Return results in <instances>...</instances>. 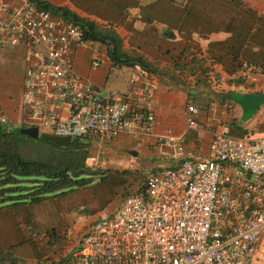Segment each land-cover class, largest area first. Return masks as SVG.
<instances>
[{
	"label": "built area",
	"instance_id": "obj_1",
	"mask_svg": "<svg viewBox=\"0 0 264 264\" xmlns=\"http://www.w3.org/2000/svg\"><path fill=\"white\" fill-rule=\"evenodd\" d=\"M5 49L22 54L25 126L81 140L107 156L123 133L153 136L151 98L159 76L135 65L127 93L97 86L74 66L86 50L89 68L99 69L101 46L73 20L33 0H0ZM195 54L191 49L188 57ZM232 76L246 89L261 85L264 71L241 61ZM206 112V128H213L207 157L192 158L170 129L157 137L154 146L165 162L86 229L70 264H264V137L232 135L229 105H209ZM199 114L186 106L188 130L198 128ZM6 121L0 105V123Z\"/></svg>",
	"mask_w": 264,
	"mask_h": 264
},
{
	"label": "crops",
	"instance_id": "obj_2",
	"mask_svg": "<svg viewBox=\"0 0 264 264\" xmlns=\"http://www.w3.org/2000/svg\"><path fill=\"white\" fill-rule=\"evenodd\" d=\"M36 1L44 2L52 7L64 8L80 19L94 23L100 29L112 30L121 39V44H124L120 50L124 53L137 52L141 54L140 56L148 68L173 71L172 73L176 75L178 71L182 72L183 76L178 75L179 79L170 81V84L167 83L168 80L159 77V90L151 98L156 114L153 136L123 133L113 143L108 155L117 159L116 167L126 164L125 160L127 159L124 153L125 150L129 149L130 152L127 150L129 154L135 151V156L130 154L135 161H144L145 159V162L148 163L146 159L153 160V163H149L150 169L153 171L165 162L164 157L159 155V148L154 146L155 139L164 135L169 129L171 131L169 135L176 142L182 144L183 149L192 158H206L211 140V130L213 129L206 128L207 122H209V116L206 112L208 106L229 105L233 112L230 115V120L232 117L237 121L236 118H240L242 114L241 108L230 101L226 95L233 92L241 94L258 93L247 91L245 88L238 91V87H241L240 81L233 79L232 76L235 66L241 58L258 65L264 71V41L261 40L259 43L257 36L255 40H258L254 42L251 41L253 36L248 38L249 25L247 23L244 26L235 25L236 35L229 37L231 32L213 26L211 21L201 23L199 19L200 23L195 22V17L189 15V11L186 12L177 0ZM195 1L192 0V2ZM193 22L194 28L202 25L199 35L194 38L197 40L193 41L190 36H182L177 33L178 28L185 26V24L190 28ZM140 23L142 26L139 27L138 24ZM254 30L255 28H252V32ZM174 31L176 32L174 33ZM169 36L175 41L173 42L175 44L164 47L159 45L161 37L169 38ZM139 38H143L145 42L138 44ZM191 49L196 54L188 57ZM13 52L18 56L22 69L19 80L20 93L23 78L22 54L20 50H13ZM105 52L107 57L100 68L91 70L88 66V51H79L75 60L77 72L89 77L101 88L127 93L129 90L128 81L133 73V66L136 64L131 65L130 62L126 61L125 63L129 64L126 67L119 61V64H116L108 59L106 49ZM177 58H181L178 61L180 63H177ZM139 66L145 69L140 64ZM188 71L192 73L189 77H187ZM9 82V77L4 81L0 80V103L6 117L17 121L19 119L18 103L9 92ZM254 88H258V86ZM187 105H194L200 111L199 126L196 130H188L186 127L184 111ZM260 110L251 119L244 121L243 130L260 128L258 124L264 122V111L260 113ZM207 117L208 119H206ZM96 180L97 178L93 179L83 189L93 186ZM74 191H70V193ZM59 197V194L53 195L39 203H30L29 200L13 198L11 201L0 204V264H44V262L46 264L50 262L52 264H70V257L76 250V246L66 248L61 252L62 256L57 254V249L55 250L56 254H52V256L48 254L54 251V248L62 246L54 244L57 235L59 236L60 232L62 234L63 230L77 221L73 218H66L65 209L67 207L65 205L63 208L53 205L55 202L61 201ZM99 216L89 219L88 223L85 224L86 228ZM79 221L84 222V219ZM57 229H59L57 235H51L56 234ZM52 237L54 238L53 243L51 242Z\"/></svg>",
	"mask_w": 264,
	"mask_h": 264
},
{
	"label": "rangeland",
	"instance_id": "obj_3",
	"mask_svg": "<svg viewBox=\"0 0 264 264\" xmlns=\"http://www.w3.org/2000/svg\"><path fill=\"white\" fill-rule=\"evenodd\" d=\"M177 1L178 4L181 5L186 10V12L189 11V15H191L193 18L195 17L194 21L197 23H200L199 19L201 23L205 21H211L213 23L212 24L213 26H217L219 28L231 32L229 37H231L232 35L233 37H235L236 35L235 25L240 24L241 26H244V24L247 23L249 25L247 32L248 38L250 36H253L251 41L254 42L258 40V39L255 40L257 36L259 38V43L261 42V40L264 41V0H196L195 2H192V0H177ZM193 5L195 6L193 7ZM208 25L210 26L211 24ZM138 26L139 27L142 26L141 23L138 24ZM201 27L202 25L200 27L195 26L194 28V22H193L192 27L188 28L187 25L185 24V26L178 28L177 33L182 36L183 35L190 36L191 39L193 38L192 40L195 41L197 39L194 40V38L197 35H199V31L202 30ZM252 28H255L253 32H252ZM175 32L176 31H174V33ZM143 38L146 41H149L145 37ZM143 38H139L141 42L139 41L138 44L145 42ZM173 42L175 41L171 38V36H169V38L161 37L159 40V45L161 44V46L164 47L170 44H175ZM122 45L124 46V44ZM105 49H106L105 47H101V52L103 56L102 62H104L107 57ZM122 53L126 57L131 59L136 57L142 58L140 56L141 54L137 52H132V53L122 52ZM241 61L250 62L245 58H241L240 60H238L235 66L236 67L235 70L237 69ZM177 62H178V58H177ZM121 63L124 64L123 65L124 67L129 65L126 64L125 62H121ZM76 68H77V63L74 66L75 71H77ZM150 69L152 70L151 73H155L159 77L163 78L167 76L170 79L172 77L173 71L169 72L167 70H160L153 68ZM21 71L22 69H21L20 60L18 56L14 54L13 50H6V49L0 50V80L4 81L7 77H9L10 80L9 92L10 94L13 95V97L17 100L18 103L17 112L19 119L17 121H14L7 118L6 121V125H8L7 127L10 129H16L18 127L20 128L21 126L24 125L22 123V114L20 113L19 110V98H20L19 80L21 78V73H20ZM190 72L191 71H188L189 75L192 74ZM239 84L241 86V82ZM242 88L245 87H238V91H242ZM245 90L264 93V78L261 81V85H258V88L249 87L246 88ZM260 109H261L260 110L261 113L262 111H264V106H262ZM232 114L233 112H231V115ZM231 119L232 120L230 119L228 120V124L230 125L229 127L232 135L238 137L248 136L252 138L264 137V122L262 124H258L259 125L258 127L260 128L247 130L246 133H244L242 128L241 130H238L231 126V124H233L232 122L235 121L232 117ZM239 119L240 118H236L237 125L239 127H242L243 123ZM27 148L31 152H35V149H41L42 147L35 146L30 148V145H28ZM127 150L129 151V149ZM127 150H125L124 153L125 158L127 159L125 160L126 164L124 166L120 165L119 167H116L117 159L114 156H107L101 154L100 149L97 146L89 147V155L85 162V165L87 167L86 169L89 170L91 173L88 174L82 173L79 179L92 178L93 180L97 178L96 182H94V185L91 186L90 188H86V189L81 188L80 190L75 189V191L71 193L70 190L65 192L64 194H59L60 195L59 199H61V201L60 202L57 201L53 204L55 207H59V208H63L64 205L67 207L65 209L66 218L68 217L69 219L73 218V220H77V221L84 219V222L81 221V223L75 226L74 223H76L77 221H74L69 227L63 230L62 234L60 232L59 236L57 235L59 229L56 230V234L55 233L51 234L55 236L57 235L56 243L54 244H60V246L61 245L62 246L60 248L58 247L54 248V251L48 254H51V256L52 254L53 255L56 254L55 250L57 249L58 252L57 254L62 256L61 252H63L66 248H72L74 246H77L81 236L84 234V232L87 229L85 224L88 223L89 219L96 218L97 216L103 214L104 215L111 214L119 206V203L121 199L125 196L126 192L128 193L129 190H135L142 184L145 177L151 172L149 163H153V160L146 159L148 163L145 162V159L144 161L143 160L135 161V159L131 157L130 155L131 153L129 154L130 151L128 152ZM53 237L51 239L52 243L54 242ZM262 254L264 255V241L262 246ZM44 264L46 263L44 262ZM47 264H52V263L50 262Z\"/></svg>",
	"mask_w": 264,
	"mask_h": 264
},
{
	"label": "trees",
	"instance_id": "obj_4",
	"mask_svg": "<svg viewBox=\"0 0 264 264\" xmlns=\"http://www.w3.org/2000/svg\"><path fill=\"white\" fill-rule=\"evenodd\" d=\"M33 1L54 14H60L78 23L86 39L107 49V55L112 62L119 64L118 61H126L138 66L140 64L149 72L152 71L142 58L131 59L121 52V39L112 30L100 29L94 23L80 19L64 8ZM179 59L181 58H178V61ZM178 75L183 76L182 72L178 71L177 75L172 73L171 79L167 76L162 79L169 82L177 81ZM189 76L187 74V77ZM230 94L228 93L226 97L228 98ZM239 120L244 123L241 117ZM232 123V127L241 130L242 127L237 125V121ZM7 126L0 123V204L11 201L13 198L39 203L55 194L84 188L92 182V178L79 179L82 173L76 174L80 168H87L85 162L89 155L88 143L74 140L67 148H59L42 139L20 135L19 130L27 128L25 125L16 129H10ZM243 131L246 133L247 130ZM28 145L30 148L35 146L42 148L31 152L27 148Z\"/></svg>",
	"mask_w": 264,
	"mask_h": 264
},
{
	"label": "water",
	"instance_id": "obj_5",
	"mask_svg": "<svg viewBox=\"0 0 264 264\" xmlns=\"http://www.w3.org/2000/svg\"><path fill=\"white\" fill-rule=\"evenodd\" d=\"M229 100L237 104L241 108V118L243 121L251 119L259 109L264 106V93L241 94L233 92L229 95ZM20 135L27 136L32 139H42L43 141L54 144L59 148H67L73 141L65 136H55L48 133H39L36 127H24L19 130ZM133 156L136 155L132 152ZM97 172V171H96ZM91 173L86 168H80L76 174Z\"/></svg>",
	"mask_w": 264,
	"mask_h": 264
}]
</instances>
